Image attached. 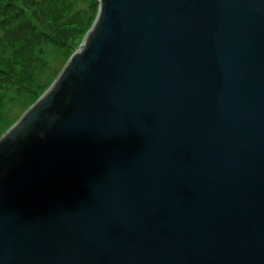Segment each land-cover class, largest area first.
<instances>
[{
	"label": "water",
	"instance_id": "95a60500",
	"mask_svg": "<svg viewBox=\"0 0 264 264\" xmlns=\"http://www.w3.org/2000/svg\"><path fill=\"white\" fill-rule=\"evenodd\" d=\"M0 137V264H264V0H97Z\"/></svg>",
	"mask_w": 264,
	"mask_h": 264
},
{
	"label": "rangeland",
	"instance_id": "374dc122",
	"mask_svg": "<svg viewBox=\"0 0 264 264\" xmlns=\"http://www.w3.org/2000/svg\"><path fill=\"white\" fill-rule=\"evenodd\" d=\"M97 11V0H0V137L55 81Z\"/></svg>",
	"mask_w": 264,
	"mask_h": 264
},
{
	"label": "trees",
	"instance_id": "16d2710c",
	"mask_svg": "<svg viewBox=\"0 0 264 264\" xmlns=\"http://www.w3.org/2000/svg\"><path fill=\"white\" fill-rule=\"evenodd\" d=\"M10 4H11V3H10ZM15 10H16L15 12H18L19 14H23V13H24L23 10H18L17 8H15ZM0 17H1V15H0ZM10 24H11V23H10ZM10 24H8V25H4V26H6L7 30H9L8 26H9ZM25 25H27V27L29 28L30 31H32V32L35 33V28H34L33 23H32L31 21L28 20V22H26ZM21 26H22V25H21ZM10 34H12V32H11ZM19 37H20V36H19ZM20 39H21V40H20ZM24 42H27V41L22 40V38H19V39L17 40V42H15V44H17V43L22 44V43H24Z\"/></svg>",
	"mask_w": 264,
	"mask_h": 264
}]
</instances>
